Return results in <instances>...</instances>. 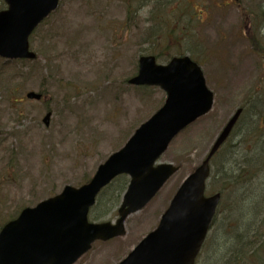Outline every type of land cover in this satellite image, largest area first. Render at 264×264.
<instances>
[{
    "label": "rangeland",
    "instance_id": "obj_1",
    "mask_svg": "<svg viewBox=\"0 0 264 264\" xmlns=\"http://www.w3.org/2000/svg\"><path fill=\"white\" fill-rule=\"evenodd\" d=\"M172 17L182 21L189 36H176L179 42L172 38L163 50L162 39L156 47L148 36L157 27L166 31L164 23ZM255 36L263 44L251 43ZM29 44L37 54L34 60L0 57V228L21 208L59 193L65 185H81L124 145L165 98L158 87L127 83L137 71L138 57L152 51L161 54L157 61L164 64L179 48L194 52L186 54L198 63L213 92L212 108L160 156V163L177 170L151 201L127 217L125 234L94 242L73 264H117L124 258L156 227L182 180L242 105L246 110L221 159L211 161L206 195L222 188L228 173L221 163L227 167L241 160L243 184L225 188L197 264H224L231 253L244 250L243 264H264V120L259 122L254 110L264 103V0H61L33 31ZM41 90L43 100L24 97L27 91ZM46 112L51 113L47 126L42 122ZM247 162L257 170L245 182L244 172L251 168ZM119 202L105 216L89 219L114 221Z\"/></svg>",
    "mask_w": 264,
    "mask_h": 264
},
{
    "label": "water",
    "instance_id": "obj_2",
    "mask_svg": "<svg viewBox=\"0 0 264 264\" xmlns=\"http://www.w3.org/2000/svg\"><path fill=\"white\" fill-rule=\"evenodd\" d=\"M0 10V56L34 59L28 38L57 7L58 0H4ZM133 85L159 86L166 97L162 106L139 125L117 151L98 165L90 180L79 187L66 185L56 195L26 207L0 229V264H73L95 240L125 233L126 217L141 209L176 171L171 164L154 162L171 139L212 105L213 94L203 73L188 56L157 64L140 56ZM34 91L29 99H39ZM241 113L238 108L217 135L199 166L179 185L157 227L143 237L118 264H194L206 235L219 193L205 196L209 159L229 135ZM50 112L43 117L49 123ZM127 174L129 184L114 222L88 221L98 192L115 176Z\"/></svg>",
    "mask_w": 264,
    "mask_h": 264
},
{
    "label": "trees",
    "instance_id": "obj_3",
    "mask_svg": "<svg viewBox=\"0 0 264 264\" xmlns=\"http://www.w3.org/2000/svg\"><path fill=\"white\" fill-rule=\"evenodd\" d=\"M129 3L127 2L126 6L127 7V15H129ZM167 6V4L165 3L163 5L162 8H165ZM176 14V13H175ZM188 16H192V12H188L187 13ZM180 22H182L181 20L178 21V18L172 17V22H169L168 20H166V23H164V27H167L166 31L161 28V27H157L156 29H153L152 32L150 33V35L148 36V38L153 37V41L156 42V47H159V43H157L160 39H162V45H163V50H167L168 49V41H170L172 38L176 39L177 42L180 41V39L176 36H180V37H188L189 36V32H188V28L184 25H180ZM166 24V25H165ZM168 25V26H167ZM177 27V28H176ZM176 30H177V34H176ZM165 34L168 35V39H165ZM151 42V41H150ZM250 42L251 43H255V44H263V38H259V37H251L250 38ZM152 43V42H151ZM171 48V46H170ZM175 55H182L186 52H188L190 54V56H193L192 51L190 50H185V49H179L176 48L175 49ZM150 53H152V51H150ZM161 56V54H157L155 55V57L157 59H159V57ZM172 55L167 56V58H170ZM166 60V59H165ZM40 93L42 95H44V92L41 90ZM243 109V112H245L246 110V106L242 105L240 106ZM263 107V110H262ZM257 113V119L259 120V122H261L262 120H264V103H257L255 105V109H254ZM227 142V141H226ZM224 146V145H223ZM223 146L219 149V151L214 155V159L220 160L221 159V151L223 149ZM264 158V149L261 150V161ZM222 164V171L223 172H227V176L224 179V174L221 176V179H224L221 181L222 183V188L219 189L222 197H223V192L225 191L226 187H230V185L233 184H238L242 182V173H241V160L237 162V165L235 163H229L227 164L228 166L226 167L223 163ZM247 165H251V168L249 169L250 172H244V176H245V182L253 176L254 172L257 170V167L253 166L251 162H247ZM264 165V162L261 163V167ZM87 180L84 179L82 182H85ZM128 183V178L124 175H120L118 177H116L108 186H106L97 196L96 198V202L93 205V207L90 209L89 211V218L90 219H97L100 218L102 216H105L106 214H108L110 212V210L120 201V197L122 192L125 190L126 186ZM216 221L213 222V226L215 225ZM257 234V233H255ZM208 242L205 244V250L207 249L208 243H209V238L207 239ZM254 241H257L256 239ZM258 247H261V243L258 245ZM264 249V246L261 248V250ZM257 250H252L250 251V253L252 254H256ZM243 253H245L244 251H240L238 253H231L230 258H226V262L224 264H243L242 261V255ZM259 254L255 255L258 256ZM253 261V260H252Z\"/></svg>",
    "mask_w": 264,
    "mask_h": 264
}]
</instances>
